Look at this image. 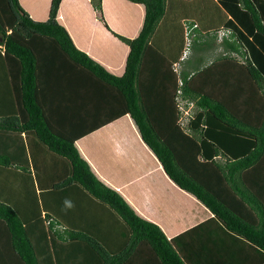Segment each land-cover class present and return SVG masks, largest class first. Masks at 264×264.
Masks as SVG:
<instances>
[{
	"label": "trees",
	"instance_id": "trees-1",
	"mask_svg": "<svg viewBox=\"0 0 264 264\" xmlns=\"http://www.w3.org/2000/svg\"><path fill=\"white\" fill-rule=\"evenodd\" d=\"M61 1L49 0L46 17L35 19L20 0H0V95L9 98L0 108V166L16 171L15 188L0 179V264H188L193 229L168 238L99 178L76 145L121 118L208 211L194 230L212 222L236 240L241 260L264 264V0H214L223 28L200 30L198 14L183 20L174 36L183 50L171 58L149 44L168 0H126L141 5L143 17L136 37L115 34L129 46L120 75L77 48L58 17ZM90 4L111 30L101 0ZM196 37L206 47L218 37L222 52L180 71L175 64L189 62ZM179 98L193 104L185 126ZM57 115L60 129L51 121ZM46 170L48 180L40 177ZM48 187L83 191L77 218L84 220L66 222L44 201ZM101 204L117 221L106 237L91 223L93 215L105 218L96 214Z\"/></svg>",
	"mask_w": 264,
	"mask_h": 264
},
{
	"label": "crops",
	"instance_id": "crops-1",
	"mask_svg": "<svg viewBox=\"0 0 264 264\" xmlns=\"http://www.w3.org/2000/svg\"><path fill=\"white\" fill-rule=\"evenodd\" d=\"M196 1L201 3L203 0H168L165 16L159 21L149 40V44L160 48L165 57H174L183 50L181 41L174 40L175 35L172 34V30L176 29L179 33L182 30L183 20L197 18L196 13L199 14L201 9L195 7ZM210 1L216 9H219L214 0ZM48 2L49 0H27L23 7L33 18L44 19ZM175 7L179 8L180 13L173 24L168 19L170 18L168 12H173ZM100 15L111 30H108L103 21L98 18L99 15L93 9L90 0H62L58 10V17L77 48L103 64L111 73L120 75L129 46L115 34L129 39L136 37L141 26L143 8L139 4L126 0H101ZM221 15L222 20L216 25L217 30L223 28L224 14ZM210 28L213 27L201 24L200 30ZM215 46L216 52L215 54L211 52L208 62L222 52V43L218 37ZM190 63L180 64L176 68L180 71L187 70L191 67ZM8 99L0 95V108L6 107ZM58 120H60L58 115L51 118L53 124H56V129H60L61 126ZM12 145H15L14 142L8 138L10 154L13 152ZM76 145L99 178L119 190L124 199L139 214L158 224L168 238L193 229L194 232L190 234L189 239L187 238L189 244L183 253L188 264L190 260L195 264H249L241 260L244 257L239 253L240 249L239 245L235 244L236 240L222 235L219 228L212 222L194 230L195 225L209 217L208 211L167 177L152 152L142 141H139L135 127L126 118L118 119L80 138L76 141ZM3 149L6 150L5 147ZM41 174L40 177L49 179L48 170ZM0 179L8 181L9 188H15L16 171L11 167L0 166ZM147 179L152 182H147ZM43 185L45 186V183ZM44 190H46L43 196L44 201L60 210L66 222L69 224L73 222L71 224L74 225L79 220H84L81 217L77 218L85 202L80 197L81 194L85 195L83 191L66 188L60 190L59 195L58 191L50 187ZM165 196H169V201ZM154 208H157L155 212L152 210ZM98 212L104 214L105 218L101 214L93 215L91 223L94 222L95 226L99 225L98 228H103L99 235L106 237L109 229L115 227L117 221L109 219L110 212L103 204L96 208V214Z\"/></svg>",
	"mask_w": 264,
	"mask_h": 264
},
{
	"label": "rangeland",
	"instance_id": "rangeland-1",
	"mask_svg": "<svg viewBox=\"0 0 264 264\" xmlns=\"http://www.w3.org/2000/svg\"><path fill=\"white\" fill-rule=\"evenodd\" d=\"M27 0H21V3L23 6H25ZM208 2V3H207ZM195 7L200 8L201 9V14L199 15L198 12L196 14H198V16H200V22L201 24H205V25H216L219 22V12L218 10L215 8L214 5H212V2L210 0H203L201 1V3L198 1H196L195 3ZM179 8L175 7V9L173 10V12H168V15L170 18H168L169 20H171L174 24L175 18L177 15H179ZM202 16V18H201ZM173 33L175 35V33L177 34V30H172ZM197 41L195 42V45L193 46V49L189 52L188 54V61L189 62H202V63H207L210 59V55L212 54L211 52H213L215 54L216 50H215V43L212 44V46L206 47L205 45L201 44V39L200 37H196L194 38V40ZM206 47V48H205ZM193 110V107L192 109ZM152 182V180H148L147 182ZM164 191V190H163ZM165 195V194H163ZM169 197V196H168ZM167 196H165V198L169 201V198ZM174 198V197H173ZM165 200V201H167ZM164 201V202H165ZM154 205V204H153ZM184 206V205H183ZM180 206V207H183ZM157 208L152 209L154 212L156 211Z\"/></svg>",
	"mask_w": 264,
	"mask_h": 264
},
{
	"label": "built area",
	"instance_id": "built-area-1",
	"mask_svg": "<svg viewBox=\"0 0 264 264\" xmlns=\"http://www.w3.org/2000/svg\"><path fill=\"white\" fill-rule=\"evenodd\" d=\"M186 30V36L188 35V30L189 28H185ZM228 33V31L223 32V31H220L219 34L220 35H226ZM189 49V38L186 39V45L184 47V51L182 53V56L180 57V59H183V57L188 53V50ZM178 64L176 63L175 66H177ZM179 92V91H178ZM192 103L191 102H187L183 99H178V107L181 111V116H180V122L182 124V126H185L188 124V121L190 120V114H191V109H192Z\"/></svg>",
	"mask_w": 264,
	"mask_h": 264
},
{
	"label": "clouds",
	"instance_id": "clouds-1",
	"mask_svg": "<svg viewBox=\"0 0 264 264\" xmlns=\"http://www.w3.org/2000/svg\"><path fill=\"white\" fill-rule=\"evenodd\" d=\"M193 105V104H192ZM193 107V106H192ZM192 111V110H191Z\"/></svg>",
	"mask_w": 264,
	"mask_h": 264
}]
</instances>
